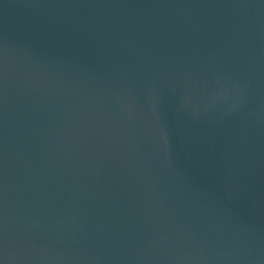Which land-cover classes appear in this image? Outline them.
Segmentation results:
<instances>
[{
  "label": "water",
  "instance_id": "1",
  "mask_svg": "<svg viewBox=\"0 0 264 264\" xmlns=\"http://www.w3.org/2000/svg\"><path fill=\"white\" fill-rule=\"evenodd\" d=\"M0 264H264V0H0Z\"/></svg>",
  "mask_w": 264,
  "mask_h": 264
}]
</instances>
